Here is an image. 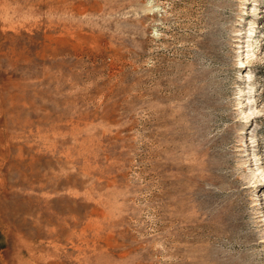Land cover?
Here are the masks:
<instances>
[{
    "label": "rangeland",
    "instance_id": "374dc122",
    "mask_svg": "<svg viewBox=\"0 0 264 264\" xmlns=\"http://www.w3.org/2000/svg\"><path fill=\"white\" fill-rule=\"evenodd\" d=\"M0 264H264V0H0Z\"/></svg>",
    "mask_w": 264,
    "mask_h": 264
}]
</instances>
